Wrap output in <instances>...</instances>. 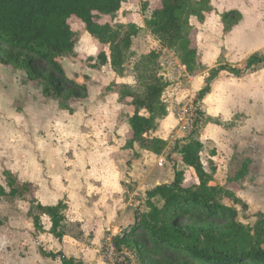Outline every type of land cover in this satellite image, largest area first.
<instances>
[{
    "label": "rangeland",
    "instance_id": "obj_1",
    "mask_svg": "<svg viewBox=\"0 0 264 264\" xmlns=\"http://www.w3.org/2000/svg\"><path fill=\"white\" fill-rule=\"evenodd\" d=\"M161 2L128 0L115 16L102 17L101 24H135L141 29L133 38L123 75L110 65L99 67L96 57L103 50L110 54L108 47L99 45L79 19L70 20L77 34L75 53L60 62L68 78L88 87L85 100L66 103L73 113L63 108L62 100L45 99L41 85L29 82L25 72L0 67V188L9 192L6 172L33 186L24 200L0 198V264H61L43 258L42 250L61 251L84 264H143L140 256H151L149 244L140 253H119L113 240L135 225L136 214L148 213L152 203L161 206L147 194L174 181L175 164L168 158L177 142L193 133L204 144L206 168L213 158L218 163L215 184L226 186L247 204L244 209L228 202L238 210L240 222L253 228L257 215L264 214V66L241 78L223 74L199 99L212 69L221 64L241 68L250 56L264 54V0H211L213 11L204 23L190 18L191 39L204 66L195 73L146 27ZM229 11L240 12L242 19L227 32L222 15ZM151 52L159 58L146 73L142 59ZM143 72L168 84L162 95L168 116L150 134L168 145L156 156L139 146L125 148L134 109L107 90L125 84L143 97ZM142 115L150 116L146 111ZM246 158L253 161L250 174L240 183H229ZM177 167L185 172V186L198 183L184 164ZM33 199L44 206L68 203L62 243L49 231L36 232ZM42 221L50 228L47 218Z\"/></svg>",
    "mask_w": 264,
    "mask_h": 264
},
{
    "label": "trees",
    "instance_id": "obj_2",
    "mask_svg": "<svg viewBox=\"0 0 264 264\" xmlns=\"http://www.w3.org/2000/svg\"><path fill=\"white\" fill-rule=\"evenodd\" d=\"M127 1L0 0V67L25 72L29 82L41 85L45 99H60L65 103L63 108L73 113V108L66 103L85 100L88 87L68 78L60 62L61 58L75 53L77 34L70 20L79 19L99 45L108 47L110 54L103 50L96 57L99 67L110 65L115 73L123 75L131 56L133 38L141 29L135 24H101V19L118 14ZM212 11L211 0H162L161 7L146 21V27L162 47L174 50L183 66L195 73L204 66L191 39L190 18L204 23L206 14ZM241 19L238 11L222 15L227 32ZM158 58L155 52L145 56L142 59L144 72L153 68ZM261 66H264V54L250 56L241 68L219 65L209 72L199 99L211 91L212 84L223 74L241 78ZM144 72L139 79L146 83L143 97L135 95L125 84H113L107 90L117 93L122 103L134 109L125 148L134 150L139 146L161 155L167 142L150 134L157 130L158 122L168 116V107L162 102L168 84L153 74L144 76ZM142 111L150 116L141 115ZM196 135L193 133L187 140L178 141L168 158L175 164L174 181L157 186L147 194L150 201L159 200L161 206L152 203L148 213L136 214L135 225L114 238L115 250L140 253L144 245L149 244L151 256H140L143 264H264V214L257 215L253 228L240 222L238 210L228 202L243 205L244 209L247 204L226 186L215 184L217 165L210 161L209 170L206 169L201 157L204 144ZM179 162L194 171L198 183L185 186V172L178 170ZM252 164L251 159H245L228 182L244 181ZM5 177L9 192L1 187L0 198L24 200L33 193L32 184L20 182L9 172ZM31 203L36 211L33 216L36 232H44L42 217L47 216L52 224L50 233L61 242L66 235L64 222L68 205L59 202L55 206H44L36 199ZM3 226L4 221L0 219V229ZM41 254L44 258L60 260L62 264H84L62 252L42 250Z\"/></svg>",
    "mask_w": 264,
    "mask_h": 264
},
{
    "label": "crops",
    "instance_id": "obj_3",
    "mask_svg": "<svg viewBox=\"0 0 264 264\" xmlns=\"http://www.w3.org/2000/svg\"><path fill=\"white\" fill-rule=\"evenodd\" d=\"M219 80V79H218ZM218 80H216V81H218ZM215 81V82H216ZM212 87V86H211ZM143 112V111H142ZM133 114H134V112H133ZM141 115H142V113H141ZM133 116V115H132ZM131 116V117H132ZM144 116V115H143ZM146 117V116H145ZM130 126V125H129ZM214 126V125H213ZM130 129H131V126H130ZM126 145V144H125ZM136 147V146H135ZM145 151V150H144ZM145 152H148V151H145ZM148 153H150V152H148ZM216 153V152H215ZM215 153L213 152V155H215ZM150 154H152V155H154V156H156L155 154H153V153H150ZM214 159V158H213ZM211 160V161H213V162H215L216 163V165H217V169H218V163L215 161V160ZM246 159H250V158H246ZM252 160V159H251ZM203 161V160H202ZM204 163V162H203ZM205 165V164H204ZM206 167V166H205ZM207 169V168H206ZM208 170V169H207ZM190 171H192L193 173H194V171L193 170H190ZM195 175V174H194ZM29 184H31V183H29ZM59 202H63V201H59ZM58 202V203H59ZM57 203V204H58ZM56 204V205H57ZM67 205H68V203H66ZM53 206H55V205H53ZM68 208H69V205H68ZM69 210V209H68ZM68 212V211H67ZM45 218H47L49 221H50V224H51V220H50V218L49 217H47V216H44ZM66 217H67V213H66ZM66 221V220H65ZM33 224H34V221H33ZM44 224V223H43ZM64 224H65V222H64ZM51 227H52V224L50 225V228H47V227H44V232H47V231H49L50 232V230H51ZM35 228V227H34ZM65 228H66V226H65ZM43 232V233H44ZM39 233V232H38ZM65 233H66V229H65ZM39 234H42V233H39ZM51 234V233H50ZM52 235V234H51ZM53 236V235H52ZM54 237V236H53ZM65 237H66V235H65ZM64 237V238H65ZM54 239H56V238H54ZM57 240V239H56ZM64 240V239H63ZM63 240L61 241V243L63 242ZM58 242H60L59 240H57ZM44 251H46V250H44ZM61 252V251H60ZM54 253H59V252H54ZM63 253V252H62ZM64 254V253H63ZM65 255V254H64ZM41 256H42V254H41ZM66 256V255H65ZM43 257V256H42ZM67 257V256H66ZM44 258V257H43ZM45 259H48V258H45ZM49 260H51V259H49ZM52 262H55V261H60V260H51ZM61 262V261H60ZM62 264V263H61Z\"/></svg>",
    "mask_w": 264,
    "mask_h": 264
},
{
    "label": "built area",
    "instance_id": "obj_4",
    "mask_svg": "<svg viewBox=\"0 0 264 264\" xmlns=\"http://www.w3.org/2000/svg\"><path fill=\"white\" fill-rule=\"evenodd\" d=\"M113 248H114V245H113ZM115 249V248H114Z\"/></svg>",
    "mask_w": 264,
    "mask_h": 264
}]
</instances>
